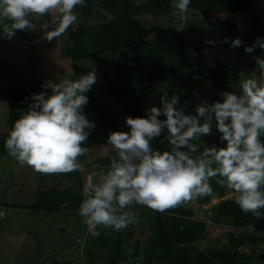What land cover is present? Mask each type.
<instances>
[{
    "label": "clouds",
    "instance_id": "obj_1",
    "mask_svg": "<svg viewBox=\"0 0 264 264\" xmlns=\"http://www.w3.org/2000/svg\"><path fill=\"white\" fill-rule=\"evenodd\" d=\"M141 3L137 0L136 6ZM190 3L172 0L177 31L187 26ZM77 6H86L85 0H0V39L11 41L17 31L34 30L29 16H36L49 18L41 24L44 38L56 40L77 21ZM222 43L233 49L243 46L254 60L252 72L241 73L246 78L239 83V94L218 92L222 102L204 99L195 114H186L179 106L184 90L171 97L166 93L160 97V107L151 106L145 117H126L122 125L129 131L109 133L106 144L115 155L97 182L92 175L87 177L79 206V215L93 236L101 234L94 230L99 227L121 231L135 223L137 214L126 211L129 206L163 214L211 196L212 178L234 191L242 212L260 218V209H264V55L254 53L257 49L264 52V37H257L251 45H244L240 38H225ZM97 81L95 71L77 79L46 81L43 91L31 95L27 109L19 110L4 145L8 156L38 174L83 173L81 157L91 152L86 145L96 128L84 113L89 103L86 94ZM184 104L187 107L190 102ZM214 127L225 146L213 144L201 151L198 141L212 135ZM165 130L161 143L166 140L170 150H154L152 142Z\"/></svg>",
    "mask_w": 264,
    "mask_h": 264
},
{
    "label": "trees",
    "instance_id": "obj_2",
    "mask_svg": "<svg viewBox=\"0 0 264 264\" xmlns=\"http://www.w3.org/2000/svg\"><path fill=\"white\" fill-rule=\"evenodd\" d=\"M171 3L172 0H142L141 6L137 7V0H86V6H80L84 14H91L98 5H103L110 19L93 28L91 34H87L82 25L70 32L72 49L64 55L73 59L82 57L83 60L95 58L91 63H85L86 66H92L98 59L103 62L106 65L103 77L109 82L101 89L116 99L123 113L133 118L145 117L146 110L153 105L160 107V97L166 93L171 97L184 90L186 94L180 95L179 106L186 114H195L200 103L196 98L199 89L207 92L209 103L222 102L218 92L240 93L239 83L244 78L232 63L218 60L207 69H196L201 50L187 43L183 31L176 30L177 24L161 28L153 35V31L138 21L139 16L173 14ZM256 8L255 0H191L189 5V10L205 16L255 12ZM86 43L92 45L93 53L88 54L86 49L90 48L85 47ZM15 86L6 91L10 109L7 115L9 131L19 118V110L27 109L31 91L42 89L28 83ZM95 92V88L89 91V103L84 108L87 118L96 124L86 146H107L110 151L98 159L95 169L87 165L83 173H65V179L80 181L78 187H70V184L67 188L42 191L36 204L27 209L39 214L79 212L85 175L92 173L100 179L107 171L111 157L115 155V150L106 144L109 133L129 129L124 128L119 118L113 116L109 105L105 106ZM185 101L190 102L187 107ZM8 133L0 134V158L9 157L4 146ZM166 135L167 130L152 142L154 150H170L166 140L161 143ZM219 136L217 132L215 141L202 137V141H198L200 150L213 144L224 147ZM261 139L264 141V137ZM216 179L212 178L210 184L212 195H217L220 201L209 209L204 206L212 195L196 198L163 214L140 205L131 206L137 214L135 223L121 231L99 227L101 234L93 239L103 245L108 242L111 256L105 261L89 248L85 253L86 260L89 259L90 264H264V209H260V218L251 212L245 214L235 203V197L226 198L228 189L217 184ZM138 224L140 230H137ZM94 230L98 231V228ZM216 230L220 233L213 237ZM132 250L140 261H124Z\"/></svg>",
    "mask_w": 264,
    "mask_h": 264
},
{
    "label": "rangeland",
    "instance_id": "obj_3",
    "mask_svg": "<svg viewBox=\"0 0 264 264\" xmlns=\"http://www.w3.org/2000/svg\"><path fill=\"white\" fill-rule=\"evenodd\" d=\"M95 2L98 4L97 1ZM255 5L257 7L255 12L230 15L205 16L189 10V20L183 33L187 43L201 50V60L199 66L196 67L198 71L213 66L219 60L232 63L241 73L252 72L255 67L252 55L245 54L243 46L233 49L230 44L222 43V41L225 38L230 40L240 38L244 45H251L257 37H264V0H255ZM74 14L78 17L77 21L64 34L51 42L44 38L41 28V24L49 18L36 16H29V19L36 25L34 30L17 31L11 41L0 39V134L9 132L7 115L10 109L6 91L11 87L28 83L42 88L48 80L77 79L90 71H95L98 77L93 87L96 91L95 96L105 106L109 105L113 116L118 117L121 122L131 116L123 113L116 99L101 89L102 85L109 82L103 77L105 75L103 70L106 66L103 62L98 59L92 63V66L88 64L86 66L85 63H91L95 58L87 57L83 60L82 57L73 59L64 55L72 49L71 30L82 25L87 29V34H91L93 28L103 23L104 20L110 19L109 12L103 5H98L93 13L84 14L80 6H77ZM137 18L150 31H153V35L161 28L172 24L178 25V20L173 14L159 17L144 15ZM206 41L213 43L208 44ZM87 46L90 48L86 49L88 54L93 53L92 45H85ZM254 55H263V52L257 49ZM242 75L246 78L244 74ZM43 90V88L32 90L31 95ZM31 95L28 99L29 103L32 102ZM196 95L200 102L208 97L207 92L200 89L196 91ZM206 138L210 141L216 140L215 127L212 135ZM90 149L88 157H81V160L84 166L92 165L91 168L95 169L97 165L94 164L98 159L106 156L110 148L91 146ZM64 175L65 173L38 174L30 167L20 166L10 156L0 158V206H3L0 212L5 213V216L0 215V264H90V260H86L85 257L89 248L94 249L95 254L103 257L105 261L111 256L108 242L103 245L93 240L98 237L91 234L92 231L84 223L79 212L69 215L39 214L27 209L28 206L36 204L42 191L67 188L70 184V187H74L80 184L78 179H65ZM89 175L92 173L85 175L86 180ZM92 176L94 182L99 180L94 175ZM81 177L84 178V176ZM86 180L82 182L83 186ZM234 197L235 193L227 190L226 198ZM219 201L217 195H212L210 202L204 207L209 209ZM126 211L133 212L131 206ZM137 230H140L139 224ZM218 233L220 230H216L212 236L215 237ZM137 250L140 253V250ZM134 252V250L129 252V256L125 257L124 261H140V257H137Z\"/></svg>",
    "mask_w": 264,
    "mask_h": 264
},
{
    "label": "crops",
    "instance_id": "obj_4",
    "mask_svg": "<svg viewBox=\"0 0 264 264\" xmlns=\"http://www.w3.org/2000/svg\"><path fill=\"white\" fill-rule=\"evenodd\" d=\"M123 122H125V121H123ZM123 122H122V123H123ZM0 209H1V207H0ZM3 216H5V213L3 214Z\"/></svg>",
    "mask_w": 264,
    "mask_h": 264
}]
</instances>
